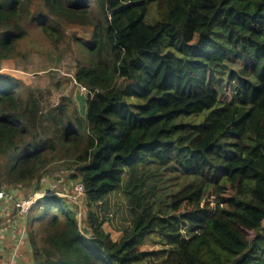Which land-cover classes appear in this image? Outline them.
<instances>
[{"label":"trees","instance_id":"obj_1","mask_svg":"<svg viewBox=\"0 0 264 264\" xmlns=\"http://www.w3.org/2000/svg\"><path fill=\"white\" fill-rule=\"evenodd\" d=\"M31 1L0 0V62L20 53ZM42 1L51 40V15L93 30L74 37L85 115L63 95L42 120L48 106L0 73V182L39 192L56 172L85 187L25 216L33 263L264 264V0ZM228 63L225 100L213 72ZM117 191L132 220L120 240L96 208Z\"/></svg>","mask_w":264,"mask_h":264},{"label":"rangeland","instance_id":"obj_2","mask_svg":"<svg viewBox=\"0 0 264 264\" xmlns=\"http://www.w3.org/2000/svg\"><path fill=\"white\" fill-rule=\"evenodd\" d=\"M26 11L30 13L25 17L29 35L19 41L18 50L20 53L17 56L3 59L0 62V73L19 80L17 87L22 96H28L29 92H31L28 98H36L38 103L48 106L40 108L42 110V120H47L50 112L48 109L58 105L63 95L73 97L76 87L79 86L75 85L73 80L75 52L78 51L74 37L90 40L93 26L71 24L62 18L58 19L51 15L50 17L59 20L63 30L60 39L55 42L41 31V28L34 20L36 15H48L43 1L32 0ZM231 65L228 63L225 67L216 69L213 72L219 86L223 89L221 98L225 100L231 98L233 94L232 90L230 91L231 85L236 86V81L231 84L228 83V75L231 73L229 71L233 67ZM56 176H58V173H53V177L55 178ZM53 179L51 177L42 179L48 185H45L41 192H52L61 196L68 195L67 198L69 200L72 199L79 202L82 195L80 197L76 195L74 182L66 179L58 181L55 178L54 180L57 181V184ZM46 187L48 188L46 189ZM33 191H35L34 188L30 189L29 194L40 193ZM75 204L77 205V203ZM96 208L99 215L105 218V223L103 224L105 231L109 232L114 240H120L124 230L132 224L123 193L117 191L109 194L104 201L96 205ZM84 209V206H81V209L78 208L77 211H84ZM79 217L81 218L82 216L80 215ZM154 237L156 238L157 235H154ZM186 237L188 238V235ZM144 247L151 250H160L162 245L148 241ZM142 264H158V259L157 257L147 259Z\"/></svg>","mask_w":264,"mask_h":264},{"label":"crops","instance_id":"obj_3","mask_svg":"<svg viewBox=\"0 0 264 264\" xmlns=\"http://www.w3.org/2000/svg\"><path fill=\"white\" fill-rule=\"evenodd\" d=\"M17 197L30 195L29 188L10 189ZM26 231L21 239L23 231ZM25 217L17 216L13 204L0 201V264H34Z\"/></svg>","mask_w":264,"mask_h":264},{"label":"built area","instance_id":"obj_4","mask_svg":"<svg viewBox=\"0 0 264 264\" xmlns=\"http://www.w3.org/2000/svg\"><path fill=\"white\" fill-rule=\"evenodd\" d=\"M84 89V88H83ZM86 92V90L84 89ZM84 184L77 182L75 184L76 195L81 196L84 193ZM35 193L34 195H28L26 197H17L14 192L8 189L5 182H0V201H8L13 204L14 212L17 216L25 217L37 203V201L45 195L47 192ZM26 231L24 230L21 239L24 238Z\"/></svg>","mask_w":264,"mask_h":264},{"label":"water","instance_id":"obj_5","mask_svg":"<svg viewBox=\"0 0 264 264\" xmlns=\"http://www.w3.org/2000/svg\"><path fill=\"white\" fill-rule=\"evenodd\" d=\"M74 99L79 106L82 115L87 113L88 96L81 86H77L74 93Z\"/></svg>","mask_w":264,"mask_h":264}]
</instances>
